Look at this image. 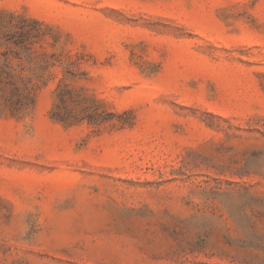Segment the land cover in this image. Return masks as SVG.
<instances>
[{"label": "rangeland", "instance_id": "374dc122", "mask_svg": "<svg viewBox=\"0 0 264 264\" xmlns=\"http://www.w3.org/2000/svg\"><path fill=\"white\" fill-rule=\"evenodd\" d=\"M0 264H264V0H0Z\"/></svg>", "mask_w": 264, "mask_h": 264}]
</instances>
